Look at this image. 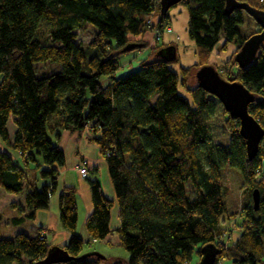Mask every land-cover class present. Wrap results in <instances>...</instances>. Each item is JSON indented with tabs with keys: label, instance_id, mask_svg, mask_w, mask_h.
<instances>
[{
	"label": "trees",
	"instance_id": "obj_1",
	"mask_svg": "<svg viewBox=\"0 0 264 264\" xmlns=\"http://www.w3.org/2000/svg\"><path fill=\"white\" fill-rule=\"evenodd\" d=\"M238 1L264 10V0ZM178 3L188 10L187 33L197 57L192 66L174 65L179 63L174 45L140 38L152 29L150 15L155 13L159 29L168 20L160 0H0V139L20 157L0 150V216L10 206L20 214L12 219L17 224L48 207L65 162L63 150L48 135L56 117L72 132L89 129L87 139L107 165L118 205L115 231L128 252L125 259L81 253L76 188L65 185L59 220L70 232L63 246L70 259L51 264H186L196 244L200 257L208 243L218 250L213 264L223 259L264 264V136L256 157L247 159L239 120L216 96L188 83L192 67L209 64L220 37L222 49L232 44L235 56L260 27L242 9L227 12L224 0ZM249 21L254 29L246 28ZM42 22L49 24L46 42L38 37ZM88 26L90 41L76 43V30ZM143 49L150 52L139 67L118 75L121 57ZM234 56L220 74L255 95L248 111L264 129V42L247 67H239ZM47 61L60 64V70L44 72L34 65ZM11 116L15 131L10 138ZM38 167L47 179L39 187L28 171ZM230 168L239 171L246 197L237 223L241 231L226 241L221 236L226 221L238 215L228 210L220 179L221 171ZM97 172L93 167L86 176L92 210L85 226L92 238L102 239L110 232L113 200L103 192ZM253 189L259 192L257 209ZM50 247L40 233H0V264H34Z\"/></svg>",
	"mask_w": 264,
	"mask_h": 264
},
{
	"label": "crops",
	"instance_id": "obj_2",
	"mask_svg": "<svg viewBox=\"0 0 264 264\" xmlns=\"http://www.w3.org/2000/svg\"><path fill=\"white\" fill-rule=\"evenodd\" d=\"M148 33V36H145ZM151 31H146L144 37L149 39ZM144 38V40H147ZM165 39V38H164ZM163 41V36L161 38ZM170 43V42H167ZM150 49H143L139 52V55L126 54L121 57L120 65L125 67L134 62V60H139L148 56ZM136 57V58H134ZM120 67V68H121ZM125 70V69H124ZM56 117H52L49 127L48 135L49 137L63 150L65 155L64 165L59 167L58 183L56 190L50 195L48 207L44 209H39L36 211L35 216L32 219H24L21 222L15 224L16 226L24 224L23 227L20 226L17 230L19 232H25L29 235H35L40 233L45 236V239L51 245L64 246L70 237V232L62 226L59 220V195L65 185H71L76 188V205H77V232L80 235L84 243L95 244V250L97 254H101L104 257H128V252L120 244L118 234L115 229L119 226L118 219V205L115 200V191L108 174L107 165L104 158L100 155L98 146L88 140L89 129L84 128L81 132L70 131L69 129L59 125ZM7 129L10 138L12 137L15 126L13 124L12 116L7 122ZM0 150H5L9 152L15 160H19V152L6 146L0 139ZM86 161L87 173L84 178L80 177L78 173V167ZM32 163L29 164V168L33 167ZM45 165H41L44 167ZM93 167H97V177L100 181L103 192L107 197L113 200V205L109 211V228L110 232L102 239H94L90 236L89 232L85 226L86 217L92 210V201L90 194V187L86 176L90 175V170ZM29 174L34 175L37 179V186H41L47 182V179L41 178L38 174L39 167L35 168L33 171L28 170ZM11 208L10 216H4L7 220L12 222V219L19 216L20 214L16 209ZM15 213L18 215L15 216ZM0 216V233L3 227L7 226V222L1 220ZM240 219L239 214L234 218L227 220V237L228 239L235 238L240 233L239 225L237 220ZM18 233V232H17ZM231 235V236H230ZM233 235V236H232ZM230 238V239H231ZM83 248V247H82ZM221 261V260H220ZM220 261L218 264H220ZM222 264V263H221Z\"/></svg>",
	"mask_w": 264,
	"mask_h": 264
},
{
	"label": "water",
	"instance_id": "obj_3",
	"mask_svg": "<svg viewBox=\"0 0 264 264\" xmlns=\"http://www.w3.org/2000/svg\"><path fill=\"white\" fill-rule=\"evenodd\" d=\"M180 0H160V10L164 14L170 7ZM225 10L231 12L235 9L244 10L260 27V31L251 35L235 54L234 60L241 68L253 63L264 42V10L252 7L246 2L238 0H224ZM162 56V51L159 53ZM174 52L172 53V55ZM196 85L216 96L232 118L239 120V133L245 141L247 159L252 160L259 152L260 142L264 136V129L248 111V105L253 102L255 95L241 82L228 80L212 64L197 68ZM252 201L257 209L259 202L258 189L252 191ZM88 252L86 254H90ZM96 253V252H93ZM218 250L213 243L205 244L197 264H213ZM97 254V253H96ZM100 255V254H99ZM70 259L67 251L58 245H51L44 258L34 264H51Z\"/></svg>",
	"mask_w": 264,
	"mask_h": 264
},
{
	"label": "rangeland",
	"instance_id": "obj_4",
	"mask_svg": "<svg viewBox=\"0 0 264 264\" xmlns=\"http://www.w3.org/2000/svg\"><path fill=\"white\" fill-rule=\"evenodd\" d=\"M155 14V13H154ZM168 15L169 18L167 21L163 22V25L169 24L172 28V31L170 33H163L161 36H163V41L161 39L157 40L156 42L159 43V45H174L175 52L177 57L179 58V63L176 62L174 65L178 66L179 64L183 66H192L196 61L197 57L195 54V45L194 42L189 38L187 33V24H188V10L185 4L177 3L170 7L168 9ZM156 16L154 15V19ZM247 29H254L255 25L252 21H249L246 23ZM49 32V24L46 22H42L38 29V37L40 39H43V41H47V35ZM77 37L75 39V42L81 45H86L91 37H92V29L88 26L81 30H76ZM144 34L141 35L140 38L142 40L147 39V37H144ZM148 36V33L145 35ZM149 39L145 40L148 42L153 43V35H149ZM165 38V39H164ZM170 42V43H167ZM223 39L222 37L219 38L217 43L212 48V51L210 53L209 58V64H212L214 66H217V70L222 72L225 67H229L231 61L233 60L234 51L235 48L232 46V44L228 45L225 49H222ZM162 56H166L165 53L162 54ZM139 60H134V62L130 65H127L125 67H121L119 70L118 75L124 74L123 72L126 70H136ZM35 66L39 67V70H44V72H52V71H58L61 68V65L54 62H45L41 63L38 62L34 64ZM233 67L235 68L236 65L233 64ZM126 69V70H124ZM222 69V70H220ZM196 72L197 68L192 67L191 75L188 78V83L192 85H196ZM39 74V73H38ZM105 79V76L101 77V82ZM179 92L184 93V89H182L181 86L178 87ZM187 97L190 99V97L187 95ZM220 179L226 188L225 193V201L226 205L228 207V210L230 213L239 214L240 209L243 205V202L245 200V183L243 182V179L241 178V175L239 171L235 168L230 169H223L221 171ZM188 193L192 196L193 193L191 192V188L188 184ZM11 208L7 207L5 210H3L1 220L7 222V226L3 227L2 225V232L1 236L3 237H13L19 230L18 228L23 227L24 224L16 226L14 223L10 222V220H7L4 216L9 217L10 216V210ZM18 214L15 213V216ZM240 222V219L237 220V223ZM227 224V221H226ZM222 238L226 241L232 240L234 238L227 237V226L225 230L222 233ZM231 236V235H230ZM233 236V235H232ZM123 247V246H122ZM124 248V247H123ZM200 245L196 244L194 246L193 253L191 255V258L186 264H197L199 261V254L197 253V250H199ZM88 252H97L95 250V244L90 243H84L81 253H88ZM100 254V253H99ZM101 255V254H100ZM124 258L125 257H119ZM232 264L229 259H223L220 261V264Z\"/></svg>",
	"mask_w": 264,
	"mask_h": 264
},
{
	"label": "built area",
	"instance_id": "obj_5",
	"mask_svg": "<svg viewBox=\"0 0 264 264\" xmlns=\"http://www.w3.org/2000/svg\"><path fill=\"white\" fill-rule=\"evenodd\" d=\"M154 15H150L148 18V23L152 25V29L150 30L153 35V43L160 39L161 35L165 33H170L172 31V28L169 24H166L162 27V29H159L157 26H154V22L156 18L154 19ZM78 173L80 177L84 178L87 173V167H86V161H83V163L78 167Z\"/></svg>",
	"mask_w": 264,
	"mask_h": 264
}]
</instances>
